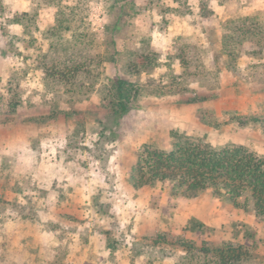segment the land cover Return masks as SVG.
Masks as SVG:
<instances>
[{"label":"rangeland","instance_id":"1","mask_svg":"<svg viewBox=\"0 0 264 264\" xmlns=\"http://www.w3.org/2000/svg\"><path fill=\"white\" fill-rule=\"evenodd\" d=\"M175 132L264 155V0H0V264H264L252 203L134 187Z\"/></svg>","mask_w":264,"mask_h":264},{"label":"trees","instance_id":"2","mask_svg":"<svg viewBox=\"0 0 264 264\" xmlns=\"http://www.w3.org/2000/svg\"><path fill=\"white\" fill-rule=\"evenodd\" d=\"M119 82L117 96L124 99L127 97L126 82ZM120 108L125 111L126 103ZM130 180L136 188L169 182L189 197L214 188L219 194L228 195L237 208H248L252 203L257 215L264 217V155L245 145L216 147L175 132L169 150L144 145ZM218 255L221 264L232 263L240 257L237 249L231 247L220 250Z\"/></svg>","mask_w":264,"mask_h":264}]
</instances>
